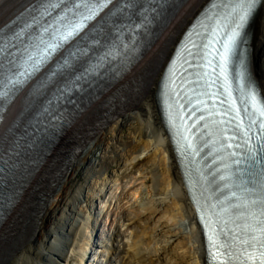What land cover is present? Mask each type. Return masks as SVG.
Listing matches in <instances>:
<instances>
[{
	"label": "bare ground",
	"instance_id": "obj_1",
	"mask_svg": "<svg viewBox=\"0 0 264 264\" xmlns=\"http://www.w3.org/2000/svg\"><path fill=\"white\" fill-rule=\"evenodd\" d=\"M24 1L14 0L3 6L0 24ZM208 1L193 0L177 20L171 17L167 21L170 26L166 36L161 35L165 33L163 29L153 37L156 43L159 40V47L149 64L108 88L101 99L105 104L109 102V106L97 115L95 110L93 118L85 116L92 104L80 111L76 116L81 126L77 134L74 126L67 128L51 152L26 178L0 228V264H66L75 255L76 264H81L85 246L92 245L91 234L95 233L82 206L84 193L91 194L98 189L101 174L117 159L124 162L125 168L113 180L126 177L131 183L142 175L147 178L146 195L143 198L141 193L143 181L141 187L134 184L136 181L132 186L126 183L129 187L122 189L120 195L133 202L129 206L120 202L111 214L107 207L100 209L109 218L107 231L111 232V249L108 251L107 246L102 254L105 261L186 264V260L189 264H206L204 238L162 122L157 92L178 39ZM249 34L250 68L264 96V0L250 22ZM121 82L122 86H117ZM124 128L128 131L126 135ZM73 142L76 149L69 160L55 158L54 152L60 144L67 148ZM95 148L101 149L100 159L92 155ZM51 166L54 167L48 175L50 179L46 174ZM133 167L135 170L130 172ZM141 167L145 169L142 172ZM38 187L42 192L37 209L28 199L33 193L34 198L38 197ZM112 190L116 192L118 186ZM108 200L111 203L114 198ZM80 248L81 254L77 251ZM179 248L182 250L176 254Z\"/></svg>",
	"mask_w": 264,
	"mask_h": 264
},
{
	"label": "snow or ice",
	"instance_id": "obj_2",
	"mask_svg": "<svg viewBox=\"0 0 264 264\" xmlns=\"http://www.w3.org/2000/svg\"><path fill=\"white\" fill-rule=\"evenodd\" d=\"M247 2L251 8L255 5L256 0H247ZM111 3L112 0H42L39 17L32 16L31 22H26L19 30H12L9 27V31L5 32L0 29V99L10 98V94L33 73L38 72L40 67L57 50L79 37L81 43L75 46L76 50H69L63 65L57 66L58 69H71L73 60L77 56L87 55L90 45L99 44L101 38H106L109 32L115 28L116 21L113 17L118 12H123L125 8L133 6L132 0H125L123 7L109 12L92 28H88L89 22L96 20ZM62 4L64 8L61 9V13L54 22L55 26L53 24L41 25L43 17L51 14L49 9L60 8ZM246 15L247 13H245ZM245 16L241 17V23L237 25V28L242 26ZM33 24L40 25L38 34L26 32ZM85 29L88 31L85 32ZM81 33L84 35L81 36ZM45 34L49 39H45ZM235 35L238 33H234V37ZM25 37H27V43H25ZM233 43L234 38L226 46L223 57L225 63H227L228 53ZM12 49L16 51L14 52ZM17 52H21V55L26 56V59L17 60Z\"/></svg>",
	"mask_w": 264,
	"mask_h": 264
},
{
	"label": "rangeland",
	"instance_id": "obj_3",
	"mask_svg": "<svg viewBox=\"0 0 264 264\" xmlns=\"http://www.w3.org/2000/svg\"><path fill=\"white\" fill-rule=\"evenodd\" d=\"M127 132H128L127 129L124 128L123 134L126 135ZM92 155H93L94 158L100 159L101 156H102L101 149L100 148H95L93 150V154ZM123 163H124L123 161L117 159L107 170H105L101 174V178L98 179V189L95 190L94 193H91V194L86 193V192L84 193V198L82 199V206L85 207V211L87 212L86 215L88 214L89 223L90 222L92 223V226L90 225V229H92V233L94 231L96 233L95 238H94V240H95L94 242H96V243L92 242V245L86 244V246H85V257L90 254V256L94 260L103 261L104 260V256H102V254H104L103 250H105L107 246H108V251H110V249H111V247H109V246H111V240H110V237H109V233H111V232L107 231V229H108V225L107 224L109 222V218H106V215L103 213V211L101 212L100 209H103V206H104V208L107 207L109 209V211H110V214H111V213H113L115 211L116 205L117 204L120 205V202L124 206H129L130 203L133 202V199L124 198L125 199L124 200L123 196L120 195L121 191H122V189L123 190L128 189L129 186H132L134 184L136 186H140L141 187V181H143V185L141 187V193H143V198L146 195V189L145 188L147 186V181H146L147 178L142 177V175L139 177V179H135L134 181L131 180V183H130V181H128L129 178H126V177H123V178L119 177L118 181L117 180L116 181L113 180V178H115V179L117 178V175L118 176L121 175L120 171H122L125 168V167H123ZM146 169L149 171V168L147 166H146ZM134 170H135L134 167L131 170L129 169L130 172H133ZM144 170H145L144 167H141V170H139V171L142 172ZM122 174H123V172H122ZM117 182L120 183V186H119V183H117ZM123 183H124V185H123ZM126 183L129 186L126 185ZM112 185H113V187H112ZM114 186L115 187L118 186V190H116V192H114L115 190H112L114 188ZM115 194H116V196H115ZM109 197H112V199L114 198V200H112L111 203L108 200ZM119 197H121L120 198L121 200L119 199ZM107 204H109V205H107ZM116 212H117V209H116ZM94 223H95V225H94ZM92 237H93V235L91 234V239H92ZM93 248H94V252H92ZM181 250L182 249L179 248L175 253L176 254H180ZM77 251H78L79 254L82 253L81 252L82 251L81 248L78 249ZM76 258H77L76 255L72 256L70 258L71 260L68 263H66V264H76V263H78L77 262L78 260ZM185 262H186V264H189L186 260H185ZM88 263H90V262H88ZM104 264H114V263L106 262Z\"/></svg>",
	"mask_w": 264,
	"mask_h": 264
}]
</instances>
